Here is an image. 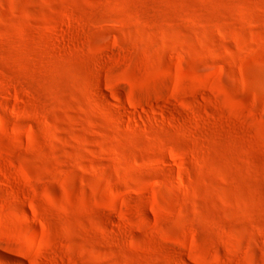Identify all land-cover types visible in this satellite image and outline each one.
Masks as SVG:
<instances>
[{"label": "rangeland", "instance_id": "rangeland-1", "mask_svg": "<svg viewBox=\"0 0 264 264\" xmlns=\"http://www.w3.org/2000/svg\"><path fill=\"white\" fill-rule=\"evenodd\" d=\"M0 264H264V0H0Z\"/></svg>", "mask_w": 264, "mask_h": 264}, {"label": "bare ground", "instance_id": "bare-ground-1", "mask_svg": "<svg viewBox=\"0 0 264 264\" xmlns=\"http://www.w3.org/2000/svg\"><path fill=\"white\" fill-rule=\"evenodd\" d=\"M121 106H125L124 104H121Z\"/></svg>", "mask_w": 264, "mask_h": 264}]
</instances>
